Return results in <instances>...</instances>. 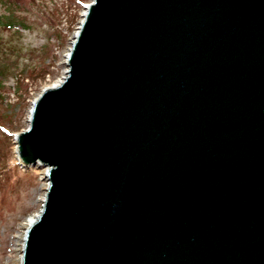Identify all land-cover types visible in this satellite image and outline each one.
Segmentation results:
<instances>
[{
    "label": "water",
    "instance_id": "95a60500",
    "mask_svg": "<svg viewBox=\"0 0 264 264\" xmlns=\"http://www.w3.org/2000/svg\"><path fill=\"white\" fill-rule=\"evenodd\" d=\"M65 63L20 264H264V0H92Z\"/></svg>",
    "mask_w": 264,
    "mask_h": 264
},
{
    "label": "rangeland",
    "instance_id": "374dc122",
    "mask_svg": "<svg viewBox=\"0 0 264 264\" xmlns=\"http://www.w3.org/2000/svg\"><path fill=\"white\" fill-rule=\"evenodd\" d=\"M91 2L0 0V264L21 263L47 187L45 169L19 164L15 134L28 128L41 91L66 76V56Z\"/></svg>",
    "mask_w": 264,
    "mask_h": 264
},
{
    "label": "bare ground",
    "instance_id": "6f19581e",
    "mask_svg": "<svg viewBox=\"0 0 264 264\" xmlns=\"http://www.w3.org/2000/svg\"><path fill=\"white\" fill-rule=\"evenodd\" d=\"M62 80H63V79H61L60 81H62ZM60 81H59V82H60ZM59 82H58V83H59ZM36 218H37V217H36ZM36 218H31V219H30V223L33 222V220H35ZM30 223H29V224H30Z\"/></svg>",
    "mask_w": 264,
    "mask_h": 264
},
{
    "label": "trees",
    "instance_id": "16d2710c",
    "mask_svg": "<svg viewBox=\"0 0 264 264\" xmlns=\"http://www.w3.org/2000/svg\"><path fill=\"white\" fill-rule=\"evenodd\" d=\"M9 26H13V24L12 23H9ZM2 84V81H1V79H0V85Z\"/></svg>",
    "mask_w": 264,
    "mask_h": 264
}]
</instances>
